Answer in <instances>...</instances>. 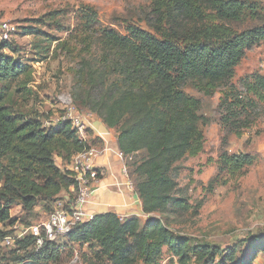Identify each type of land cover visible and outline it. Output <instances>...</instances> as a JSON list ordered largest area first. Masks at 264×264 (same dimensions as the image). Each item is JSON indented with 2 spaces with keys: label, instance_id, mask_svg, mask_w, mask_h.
<instances>
[{
  "label": "trees",
  "instance_id": "16d2710c",
  "mask_svg": "<svg viewBox=\"0 0 264 264\" xmlns=\"http://www.w3.org/2000/svg\"><path fill=\"white\" fill-rule=\"evenodd\" d=\"M151 3L154 21L150 31L135 25L128 26L126 34L104 28L96 41L102 51V81L105 75L110 77L98 99L99 116L106 127L116 130L124 164L127 157L143 152L129 173L145 220L135 215L121 219L115 212H101L89 221L76 223L67 235L37 250L30 235L16 239L11 252L24 251V258L39 262L52 259L60 244H79L87 246V264H157L166 248L178 264H250L246 252H251L254 259L264 251V237H253L247 251H241L240 246L223 251L211 243L176 235L161 216H152L154 212L164 213L170 205L187 209V202L174 195L176 181L171 171L177 162L203 150L200 100L184 87L206 96L223 88L221 105L226 114L222 122L231 124L230 118H237L236 110L245 107L231 84L235 67L250 45L264 44V25L243 31L231 28L229 22L241 21L246 15V5L239 0ZM95 18L94 11H86L89 29ZM26 30V34H41L29 27ZM89 47L86 42L83 51ZM63 48L71 56L76 52L83 56L76 45L63 42ZM24 69L13 57L0 56V82ZM80 73L85 82V70ZM246 89L258 102H264V76L252 75ZM2 97L0 91V101ZM231 126L240 136L241 126ZM91 146L78 137L70 121L45 127L36 117L18 121L10 114L0 118V239L11 232L17 220L10 216L15 205L26 212L42 203L55 207L58 201L69 207L76 198L78 182L66 166L74 155ZM55 157L61 159L62 166L56 164ZM250 162L247 154L230 155L223 150L216 178L221 173L236 176ZM97 177L101 178L100 172ZM54 207H47L49 213Z\"/></svg>",
  "mask_w": 264,
  "mask_h": 264
},
{
  "label": "rangeland",
  "instance_id": "374dc122",
  "mask_svg": "<svg viewBox=\"0 0 264 264\" xmlns=\"http://www.w3.org/2000/svg\"><path fill=\"white\" fill-rule=\"evenodd\" d=\"M239 1L246 5V15L241 21L229 22L231 28L243 31L264 25V0ZM88 10L96 15L90 29L86 26ZM152 10L151 0H0V22L14 27L7 39L0 38V56L13 57L25 67L23 72L0 82V118L10 114L18 121L36 117L43 126L55 127L71 107L79 117L89 113V123L93 117L100 119L98 99L106 91L110 77L105 75L102 81V51L97 37L104 28L126 34L130 25L150 31ZM28 27L41 34H26ZM63 42L76 45L81 52L86 42L90 47L83 56L78 52L71 56L64 50ZM81 69L85 70V82L80 78ZM257 74L264 76L263 43L250 45L235 67L231 84L245 107L236 110L237 118H230L229 125L222 122L226 114L221 105L223 88L206 96L190 86L184 87L185 92L200 100L199 126L205 140L198 155L182 159L171 171L176 181L174 195L187 202V209L170 205L164 213L152 214L161 216L174 234L211 243L223 251L233 246L247 251L253 237H264V102H258L246 89L250 77ZM230 125H240L241 135L237 136ZM223 150L230 155L247 154L251 162L236 176L221 173L216 178ZM142 155L141 151L125 159L128 173ZM55 162L63 165L59 157H55ZM130 179L133 181L132 176ZM105 195L109 193L102 199ZM52 205L38 204L30 212L15 205L10 216L27 226L44 220L49 214L47 207ZM11 248L12 245L0 244V264H87V246L79 244H60L52 259L39 262L24 258V251L13 253ZM246 253L250 264H264V251L254 259L251 252ZM157 264L178 261L163 248Z\"/></svg>",
  "mask_w": 264,
  "mask_h": 264
},
{
  "label": "built area",
  "instance_id": "2783aa9c",
  "mask_svg": "<svg viewBox=\"0 0 264 264\" xmlns=\"http://www.w3.org/2000/svg\"><path fill=\"white\" fill-rule=\"evenodd\" d=\"M14 30V27L6 22H0L1 39H7L8 34ZM89 113H85L80 117L75 114L71 107L57 120L59 122L70 121L72 128L77 132V135L82 140H87L89 128ZM100 151L95 147H90L73 156L71 162L66 167L74 172L78 182V191L76 198L65 207L62 201H58L47 217L40 221L27 226H23L16 220L11 226V232L0 239V244L13 246L16 239H22L30 235L34 240L36 250L42 248L44 243L56 241L58 238L67 235L72 226L76 223L86 222L91 220L95 213L88 209L87 205L90 201V196L95 190L94 185L97 184L99 178L98 168L94 163L95 158ZM120 156L122 154L120 152ZM120 175L123 182L117 183L118 186L124 185L129 191L134 190L133 181L129 177L128 170L123 164ZM122 219L123 217L120 216Z\"/></svg>",
  "mask_w": 264,
  "mask_h": 264
},
{
  "label": "crops",
  "instance_id": "0c3cea01",
  "mask_svg": "<svg viewBox=\"0 0 264 264\" xmlns=\"http://www.w3.org/2000/svg\"><path fill=\"white\" fill-rule=\"evenodd\" d=\"M88 131L87 140L92 147L100 151L94 163L101 174V178H99L95 190L90 196L88 209L95 214L112 211L121 217L133 215L140 218L145 217L135 192L129 191L124 185H117V183L123 182L120 171L124 161L118 149L116 130L106 127L101 119L93 117ZM106 192L109 195H105V199H102Z\"/></svg>",
  "mask_w": 264,
  "mask_h": 264
},
{
  "label": "water",
  "instance_id": "95a60500",
  "mask_svg": "<svg viewBox=\"0 0 264 264\" xmlns=\"http://www.w3.org/2000/svg\"><path fill=\"white\" fill-rule=\"evenodd\" d=\"M94 187H95V185H94Z\"/></svg>",
  "mask_w": 264,
  "mask_h": 264
}]
</instances>
